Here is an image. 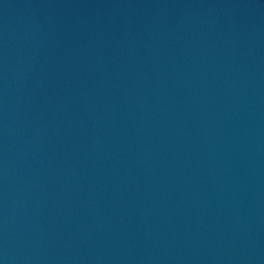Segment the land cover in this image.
I'll list each match as a JSON object with an SVG mask.
<instances>
[{
	"label": "water",
	"instance_id": "water-1",
	"mask_svg": "<svg viewBox=\"0 0 264 264\" xmlns=\"http://www.w3.org/2000/svg\"><path fill=\"white\" fill-rule=\"evenodd\" d=\"M0 264H264V0H0Z\"/></svg>",
	"mask_w": 264,
	"mask_h": 264
}]
</instances>
